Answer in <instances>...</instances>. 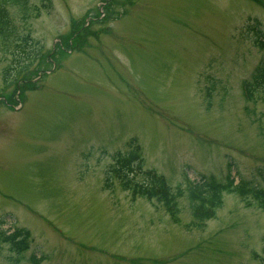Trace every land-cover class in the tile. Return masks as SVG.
I'll use <instances>...</instances> for the list:
<instances>
[{
	"label": "rangeland",
	"instance_id": "374dc122",
	"mask_svg": "<svg viewBox=\"0 0 264 264\" xmlns=\"http://www.w3.org/2000/svg\"><path fill=\"white\" fill-rule=\"evenodd\" d=\"M28 5L12 21L53 61L6 84L0 47V264H256L264 207L223 189L200 221L185 188L230 173L264 189V101L241 84L264 64V0ZM134 148L170 209L125 186ZM17 228L22 250L3 239Z\"/></svg>",
	"mask_w": 264,
	"mask_h": 264
},
{
	"label": "trees",
	"instance_id": "16d2710c",
	"mask_svg": "<svg viewBox=\"0 0 264 264\" xmlns=\"http://www.w3.org/2000/svg\"><path fill=\"white\" fill-rule=\"evenodd\" d=\"M10 5L19 6L22 17L27 15L29 10L28 0H0V47L5 53L10 56L8 63L7 73L11 75V78L6 80V84L12 82L16 79L17 74L29 72L31 65L38 58H43L44 63L41 65L34 66V73H42L45 71L46 67H49L52 63V59L49 56H42L40 47H38L32 40L28 33H19L16 24L12 21L11 13L9 12ZM255 34V40L263 35L261 31L257 28L253 29ZM65 39V38H64ZM258 41V42H259ZM64 44V50H70L71 46L66 43ZM62 43L56 44L55 48H62ZM260 45L264 46L263 43ZM42 54V55H41ZM36 67V68H35ZM242 87L247 99L252 98V92L261 93V98L264 101V64L259 63L251 73L248 79L242 81ZM16 90H20L17 89ZM117 162L121 167L122 176L125 177L130 174L124 184L126 187L132 190L133 193L139 196H144L146 198L158 199L163 205L170 209L172 203V198L174 196L173 192L169 190L168 185L161 176L156 175L154 172L141 171V158L137 153V150H130L127 153L119 154L117 156ZM136 161L137 166L133 167V163ZM232 166L228 163V167ZM135 168L140 172L138 175L140 177L139 181L132 178L133 173L136 176ZM223 189H232L239 196L250 195L259 204L264 207V189L257 185L256 181H249L244 179H238L234 182V176L230 173L226 175V181L223 182L220 178L214 175H207L201 177L200 183H192L187 185L185 188L186 195L189 201V205L192 214L198 220L202 221L214 213V209L218 206L220 202V194ZM3 234V239L8 240L11 246L16 250H22L27 248V238L28 232L25 229H13L10 233ZM262 241V255L258 258L256 264H264V233L261 237ZM34 264H37L39 258L32 256Z\"/></svg>",
	"mask_w": 264,
	"mask_h": 264
}]
</instances>
